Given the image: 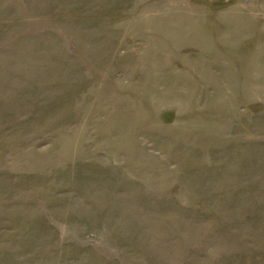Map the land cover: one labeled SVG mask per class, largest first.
Returning <instances> with one entry per match:
<instances>
[{"label": "rangeland", "instance_id": "374dc122", "mask_svg": "<svg viewBox=\"0 0 264 264\" xmlns=\"http://www.w3.org/2000/svg\"><path fill=\"white\" fill-rule=\"evenodd\" d=\"M0 264H264V0H0Z\"/></svg>", "mask_w": 264, "mask_h": 264}]
</instances>
